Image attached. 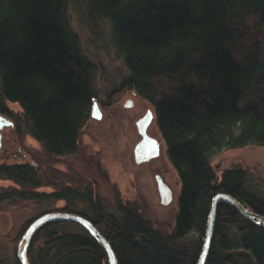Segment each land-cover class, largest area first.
I'll list each match as a JSON object with an SVG mask.
<instances>
[{
    "label": "trees",
    "instance_id": "1",
    "mask_svg": "<svg viewBox=\"0 0 264 264\" xmlns=\"http://www.w3.org/2000/svg\"><path fill=\"white\" fill-rule=\"evenodd\" d=\"M70 1L0 0V113L12 116L5 103H18L45 153L74 162L53 182L37 160L0 163V179L19 186L0 192V202L65 200L26 219L16 242L33 217L61 210L90 220L118 264H195L215 194L264 217V178L241 166L218 175L212 165L225 150L264 147V0H85L90 16L108 21L127 68L108 102L133 91L153 106L180 185L172 222L150 217L140 194L124 199L82 143L97 96L95 68L70 27ZM48 184L52 191L38 190ZM27 257L30 264H108L102 246L68 221L39 227ZM0 264L20 263L0 257ZM205 264H264V227L218 203Z\"/></svg>",
    "mask_w": 264,
    "mask_h": 264
},
{
    "label": "rangeland",
    "instance_id": "2",
    "mask_svg": "<svg viewBox=\"0 0 264 264\" xmlns=\"http://www.w3.org/2000/svg\"><path fill=\"white\" fill-rule=\"evenodd\" d=\"M68 18L70 27L79 37L83 52L95 68L94 89L97 96L94 103L97 108L94 111L96 114H91L84 126L81 137L83 145L88 146L90 154L100 156L101 164L107 170L110 180L119 186L124 199L140 194L148 204L150 217L172 222L180 185L174 168L167 160L164 141L155 125L153 106L133 91H126L117 100L108 102L109 92L127 73L122 55L113 42L108 21L90 16L85 0L70 1ZM5 104L12 113V116H7L13 120L14 126H6L1 130L5 133V139L0 150V163H35L37 160L44 169H49L48 174L52 179L46 176L51 182L59 177V170L68 173L74 169V162L68 160L62 163L65 158L46 154L40 143L26 131L18 103L7 101ZM147 113L150 118L145 122L146 132L158 143L159 154L143 159L135 153V146L140 139L139 129ZM16 146L22 154L15 152ZM212 165L218 175L226 167L241 166L264 178V147L245 146L225 150L212 160ZM159 177L164 187L163 196L157 189L156 181ZM52 186L43 185L38 190L50 192L54 189ZM15 187L19 186L13 181L0 179V192ZM64 204V199H48L40 204L29 199L1 201L0 257L11 262L14 260L20 239L16 242V236L26 219L45 206L57 208Z\"/></svg>",
    "mask_w": 264,
    "mask_h": 264
},
{
    "label": "water",
    "instance_id": "3",
    "mask_svg": "<svg viewBox=\"0 0 264 264\" xmlns=\"http://www.w3.org/2000/svg\"><path fill=\"white\" fill-rule=\"evenodd\" d=\"M93 115L96 113V103L93 104ZM218 203H226L236 209L245 218L251 219L256 224L264 227V217L246 208L240 201L227 193H217L212 198L211 208L209 210L205 236L202 248L195 264H205L212 241L214 222ZM68 221L80 225L84 228L104 249L108 264H118L116 255L102 233L96 226L81 214L69 211L52 210L45 211L33 217L24 228L17 245L16 257L20 264H30L27 257V250L34 233L39 227L47 222Z\"/></svg>",
    "mask_w": 264,
    "mask_h": 264
},
{
    "label": "flooded vegetation",
    "instance_id": "4",
    "mask_svg": "<svg viewBox=\"0 0 264 264\" xmlns=\"http://www.w3.org/2000/svg\"><path fill=\"white\" fill-rule=\"evenodd\" d=\"M149 118H150V115L147 113L146 114V120L143 122L141 121L142 124H141L140 129H139L140 139L138 140V142L136 143V146H135V149L137 150V152L135 151V153L137 155H139L140 158H143V159L144 158L147 159V158H150L152 156H158V154H159L158 143L151 136H149L146 132L147 127H145V125H146L145 122L148 121ZM6 126L7 127L14 126L13 120L10 117H8L7 115L0 113V150L3 147V141L5 139L4 138L5 133H2L1 130ZM12 133L15 136V143L14 144H16L17 139H16L15 132L13 131ZM7 146H9V145H7ZM15 152L22 154L21 149L18 148V146H16ZM156 183H157L158 192L160 193L161 196H163L164 187L161 185L162 184L161 177H159L157 179Z\"/></svg>",
    "mask_w": 264,
    "mask_h": 264
}]
</instances>
